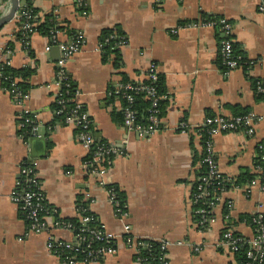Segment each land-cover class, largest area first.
<instances>
[{
  "label": "crops",
  "instance_id": "1",
  "mask_svg": "<svg viewBox=\"0 0 264 264\" xmlns=\"http://www.w3.org/2000/svg\"><path fill=\"white\" fill-rule=\"evenodd\" d=\"M32 7L38 23L52 14L62 28L54 43L37 31L22 42L16 18L0 28V64L34 69L26 92L12 93L0 86V264H61L49 247V237L72 240L70 230L53 225L42 233L26 234L27 222L11 200L24 167L39 180L50 209L48 223L78 220V203L84 202L104 233L115 240L114 254L76 264H138L134 243L144 240L165 245L167 264H239L221 244L220 234L228 226L250 237L249 223L239 218L257 211L264 214V190L253 187L245 192V183L231 186L206 225H199L194 216L191 194L202 167V123L207 116L249 112L258 119L252 135L234 131L212 139L224 177L258 176L254 159L264 140V94L255 91L256 83L264 84V11L259 0H32ZM209 16L230 23L232 41L251 63L246 69L224 72L218 62L219 30L199 25ZM105 30L125 37L123 46L111 47L119 50L117 65L113 54L102 58ZM73 34L83 39L66 63L77 91L75 100L92 119L94 139L123 150L97 175L85 165L88 150L77 140L75 129L54 114L57 45L68 43ZM152 62L162 92L161 124L152 134L127 131L116 116L122 115V101L107 93L123 80L143 81ZM25 113L35 119V135L29 126L18 125V116ZM114 187L124 195L121 213L111 199ZM226 200L231 202L230 212ZM224 211L229 213L227 220Z\"/></svg>",
  "mask_w": 264,
  "mask_h": 264
},
{
  "label": "built area",
  "instance_id": "2",
  "mask_svg": "<svg viewBox=\"0 0 264 264\" xmlns=\"http://www.w3.org/2000/svg\"><path fill=\"white\" fill-rule=\"evenodd\" d=\"M80 3L83 0H73ZM264 0H259V9L264 11ZM10 7L9 0H0V17L5 15ZM20 17L35 18L30 11L16 12L14 18ZM21 32L20 40L27 43V40L33 30V23L27 21H20ZM197 24H193L196 26ZM199 25H207L217 27L220 33L219 44V59L225 73L239 67V57H235L232 49L231 39V25L224 19L217 20L207 19ZM20 29V28H19ZM171 32L175 33L174 30ZM57 33V32H56ZM55 35L52 40L55 41ZM109 39H114L115 46H123L126 43L124 36L110 35ZM83 44V39L80 34L72 35L68 43H61L58 46L60 56L56 61L55 81L59 86V90L55 96L56 109L54 114L62 118V121L71 126L77 132V140L88 150V158L85 160V165L89 172L93 175L103 173V164L110 161L112 156H120L122 154L121 146L109 145L96 141L92 133V119L88 111L75 100L77 94L74 88L71 77L66 70V63L77 53ZM50 49L49 46L45 48L46 51ZM251 63L248 62V65ZM158 72L155 63L148 64V72L143 81H123L119 82L115 87L108 91V96L116 100L122 101V127L127 131L137 133L152 134L158 130L161 122L159 101L162 100L161 93L157 91ZM71 85L73 87H71ZM72 88V92H71ZM255 91L258 94H264V84L256 83ZM141 95L144 99L149 101L147 108V116L145 121L147 124H141L137 121L138 111L134 107V101L137 96ZM18 125L21 127L27 125L30 127V133L36 134L37 124L35 119L28 114H21L18 116ZM258 119L252 113H244L241 115H216L205 117L202 123V130L204 132L203 140V156L201 164L204 165V172L197 175L195 178L194 191L191 194V200L195 208L193 210L194 216L197 217L199 225H206L211 218L213 209L219 204L222 195L227 191L226 185L230 184V179L224 177L218 170L214 158V151L212 146V139L215 135L221 133H228L234 131H243L246 135H252L255 129V123ZM181 129L186 127V124L181 122L179 124ZM264 151V141L257 145ZM255 168V167H254ZM257 174H260V169L255 168ZM21 179L17 182L18 191L11 195V200L17 204L19 212L27 222L26 234H39L53 225L72 232V240L67 241L63 239H55L49 237V247L51 251L60 259L61 264H76L78 260L83 263H89L99 260L100 258L114 254L116 251L115 240L110 235L105 234L102 227L97 225L89 227L86 226L89 222H93V217L85 215L88 213L86 207L78 208V223L81 225L75 229L73 225L64 220H58L53 224L48 223L47 214L50 209L44 199L43 192L40 188L39 180L33 174L32 169L24 167L20 170ZM253 187L264 190V186L260 184L259 176H255L250 181L246 182L242 187L245 192H250ZM111 199L116 208L117 213L122 212V207L116 199L113 189H110ZM228 212L231 211L232 205L230 201L224 202ZM226 212L224 219L227 220L229 213ZM251 224V225H250ZM251 228V236L244 237L236 234L231 227L225 228L220 234V242L231 253L239 249L240 245H246L244 264H264V214L257 211L251 215L249 219ZM105 241L112 245H100L93 247V243L98 241ZM130 238L126 241L130 242ZM152 241H137L134 243L136 249L135 261L138 264H149L147 254L151 250ZM158 246V261L159 264H167L165 245ZM141 251L145 252V256L141 255ZM78 254L81 256L78 257Z\"/></svg>",
  "mask_w": 264,
  "mask_h": 264
},
{
  "label": "trees",
  "instance_id": "3",
  "mask_svg": "<svg viewBox=\"0 0 264 264\" xmlns=\"http://www.w3.org/2000/svg\"><path fill=\"white\" fill-rule=\"evenodd\" d=\"M21 11H30L31 14L36 15V11L32 7V0H19L18 12H21ZM207 18L212 19V20L219 19V17H215V16H209ZM16 19L18 22V28H20V29H18L19 31L17 33V37L19 36V38H20V32H21L20 31L21 30L20 21H27L28 23H33L34 24L33 30L35 32L37 31L43 35H46L51 40L52 43H54V39L52 40V37L55 35V33L58 30H60L62 28V27H60L59 23L55 20V18L52 14L45 16L44 21L42 23L41 22L38 23L37 18L25 19V17H20V20L18 18H16ZM113 33L114 34H121L117 30H105L101 34L100 43H101V51H102L103 60H107L111 56V54H113L114 57H112V61H113L114 65H117L120 62L119 50L111 49V47L114 46L115 40L109 39L110 35H112ZM232 49H233L234 56L239 57V66H242L243 68L246 69L248 66V61H247L246 57L244 56L242 50L240 49V46L237 43L232 42ZM218 62L220 63L219 57H218ZM33 72H34V69L29 68V67H25V68H21V69H14L6 63L0 64V86L4 90L10 91L12 93H15L17 91L18 92H26L29 88V85L27 83L28 79L33 74ZM123 81L126 82L127 80H123ZM71 87H73V86L71 85ZM157 91H158V93H162L159 79L157 82ZM71 92H72V88H71ZM162 104H163V102H162V100H160L159 101V110L160 111H161ZM134 107L136 108V110L139 113L137 116L138 117L137 121L141 124H147L145 121V118L147 116L146 110L149 107V101H147L141 95H139L136 97V99L134 101ZM56 108L57 107L55 105L54 110ZM244 113H246V112H244ZM244 113H238L236 115H241ZM116 116L118 117V119H119V117H120V119L122 118V115L120 113H118V115H116ZM56 117L61 118L59 116H56ZM26 133H27V131H26ZM263 141H261L260 143H263ZM98 142L104 143L103 141H99V140H98ZM201 165H202V167H201L198 175L202 174L205 170L204 165L203 164H201ZM254 167L260 169V174H258L259 181H260V184L264 186V151H262L258 146H257L256 156L254 159ZM254 177H255V175H252L249 173H243V175H241L240 178L235 179V180H230L231 183L226 185V189L230 188L231 186H240L241 184L250 181ZM114 188H111V189H113V191L116 195V199L120 202V205H122V202L124 201V195L117 187H114ZM78 206H79L78 208L83 207L84 202L78 203ZM47 207L49 208V205H47ZM224 213L226 214L225 211H224ZM84 214L85 215L90 214L93 217V222H89L86 226L92 227L94 225L95 226L97 225V222L95 220V216L92 213L88 212V213H84ZM250 217L251 216H249V215L240 216L239 220L249 223ZM64 221L70 222L75 229H78L81 226L78 223L77 219H65ZM236 234H238V233H236ZM238 235H240V234H238ZM112 243H113L112 240H110V243H106L104 240L98 241L96 243H93V247H99L100 245H108V244L112 245ZM246 248H247L246 245L243 244V245H240L239 249H237L236 251L233 252V254L237 258V261L239 264H244L247 261L245 258ZM141 255L145 256L146 254L144 251H141ZM158 255H159L158 246L155 242H152L151 243V250L149 251V254L146 255L148 258L149 264H159ZM80 256L81 255L78 254V257H80Z\"/></svg>",
  "mask_w": 264,
  "mask_h": 264
},
{
  "label": "water",
  "instance_id": "4",
  "mask_svg": "<svg viewBox=\"0 0 264 264\" xmlns=\"http://www.w3.org/2000/svg\"><path fill=\"white\" fill-rule=\"evenodd\" d=\"M9 2H10V7H9L8 12L5 15L0 17V28L4 24L12 20L18 10L19 0H9Z\"/></svg>",
  "mask_w": 264,
  "mask_h": 264
}]
</instances>
